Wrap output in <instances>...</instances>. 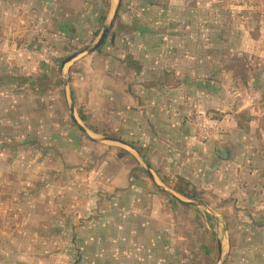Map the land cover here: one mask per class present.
Masks as SVG:
<instances>
[{
	"label": "rangeland",
	"instance_id": "374dc122",
	"mask_svg": "<svg viewBox=\"0 0 264 264\" xmlns=\"http://www.w3.org/2000/svg\"><path fill=\"white\" fill-rule=\"evenodd\" d=\"M122 1L104 46L62 75L67 58L97 43L117 0H0V264H80L84 243L108 218L125 222V208L137 203L125 180L134 178L124 166L128 148L103 134L126 140L116 126L120 102L140 99L181 49L201 64L222 53L220 84L250 85L256 97L251 116L235 122L254 131L247 137L254 152L228 144L233 172L208 163L191 193L235 207L254 203L244 194L264 193V0ZM210 63L200 72L212 77ZM143 218L130 221V240L144 238L135 229Z\"/></svg>",
	"mask_w": 264,
	"mask_h": 264
},
{
	"label": "crops",
	"instance_id": "0c3cea01",
	"mask_svg": "<svg viewBox=\"0 0 264 264\" xmlns=\"http://www.w3.org/2000/svg\"><path fill=\"white\" fill-rule=\"evenodd\" d=\"M208 56L201 64L188 50L181 49L172 56L171 65L166 64V69L153 77L155 83L142 89L140 99L134 96L120 102L117 131L126 138L122 142L139 150L129 145H125L128 150L123 149L124 166L134 174L131 181L129 177L125 180L128 187L133 185L130 194L137 203L125 208L123 224L119 223L121 218H108L109 225L84 243L80 264H185V253L191 264H264V193L244 194L254 203L235 207L204 204L174 190L176 185L182 186L178 179H183L190 184L187 192L193 196L191 184L201 172L211 169L208 163L232 173L235 151L228 144L246 149L243 153L254 152L248 149L252 144L247 141L254 131L235 124L253 112L256 97L252 87L232 89V82L220 84L221 60L217 57L222 53L214 52L211 59ZM210 60L212 77L209 70L200 72L202 67L211 68ZM228 68L235 69L233 64ZM130 69L138 67L131 62ZM198 118L211 133L199 128ZM219 147L229 150L233 158L222 160ZM176 167L180 170H171ZM199 167L196 174L187 169ZM139 182L143 185L135 186ZM186 199L194 203L183 201ZM135 216L145 217L135 228L145 236L130 240L133 228L128 225L136 221ZM152 229L155 233L150 238Z\"/></svg>",
	"mask_w": 264,
	"mask_h": 264
},
{
	"label": "water",
	"instance_id": "95a60500",
	"mask_svg": "<svg viewBox=\"0 0 264 264\" xmlns=\"http://www.w3.org/2000/svg\"><path fill=\"white\" fill-rule=\"evenodd\" d=\"M121 5H122V0H117V3H116V6H115V9H114V11H113V15H112V19H111L110 25L104 29V31L102 32L101 36L99 37V40L97 41V43H95V44L92 45V46L86 47L85 49H83V50H81V51H79V52L73 54L72 56H70L69 58H67V59L64 61V64H63V66H62V71H61V74H62V75H63L64 72H65L66 66H67L69 63H71L72 61H74L76 58H78V57L81 56L82 54H85V53H88V52L96 51V50L100 49V48L104 45V43H105V41H106V39H107V37H108V35H109V33H110V30H111V28L113 27V24H114V22H115V20H116V18H117V16H118V13H119V11H120ZM65 91L67 92V88H65ZM71 111H72V112H71L72 119H73L75 125L78 126V122H77L76 117H75L74 109H72ZM79 128H80V127H79ZM81 130H82L86 135L89 136V134L86 132L85 129L81 128ZM107 140H109V141H116V142H118V143H121V144L127 146L126 143H124V142H122V141H120V140H114V139H107ZM217 153H218V156H219L222 160H230V159L233 158V156H232V154H231V152H230L229 150L222 149L221 147L218 148Z\"/></svg>",
	"mask_w": 264,
	"mask_h": 264
},
{
	"label": "trees",
	"instance_id": "16d2710c",
	"mask_svg": "<svg viewBox=\"0 0 264 264\" xmlns=\"http://www.w3.org/2000/svg\"><path fill=\"white\" fill-rule=\"evenodd\" d=\"M108 5L110 6V4H108ZM103 18H104L103 21L106 22V20H107V16H105V17H103ZM116 20H117V19H116ZM116 20H115V22H116ZM98 36H99V35H97V37H98ZM100 49H101V48H100ZM71 95H72L73 99L75 100L73 93H72ZM96 133L101 134V132H99V131H96ZM103 136H105V137H107V138L118 139V140L122 141L121 139L115 137L114 135L108 134V133H104ZM123 142H124V141H123ZM125 143H126V142H125ZM126 144L129 145V146H131V147H133V148H135L136 150H138L137 147H135L134 145H132V144H130V143H126ZM138 151H139V150H138ZM178 181H179L180 183H182V186L176 185L174 190H175L177 193H179V194H181V195H183V196H185V197H188L189 199L197 200V198H195L194 194H193V196H191V194L187 192V189L190 187V184H188V183H187L186 181H184L183 179H178Z\"/></svg>",
	"mask_w": 264,
	"mask_h": 264
},
{
	"label": "built area",
	"instance_id": "2783aa9c",
	"mask_svg": "<svg viewBox=\"0 0 264 264\" xmlns=\"http://www.w3.org/2000/svg\"><path fill=\"white\" fill-rule=\"evenodd\" d=\"M198 122H199V128L201 127H203V129H205V130H207L209 133H211V130L210 129H208L206 126H205V124H204V120L203 119H200V118H198V120H197Z\"/></svg>",
	"mask_w": 264,
	"mask_h": 264
}]
</instances>
